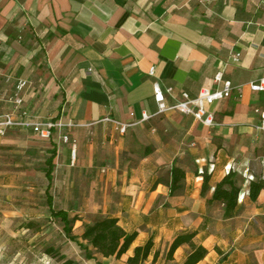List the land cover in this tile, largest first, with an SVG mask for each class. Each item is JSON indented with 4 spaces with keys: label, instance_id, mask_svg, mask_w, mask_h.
<instances>
[{
    "label": "crops",
    "instance_id": "obj_1",
    "mask_svg": "<svg viewBox=\"0 0 264 264\" xmlns=\"http://www.w3.org/2000/svg\"><path fill=\"white\" fill-rule=\"evenodd\" d=\"M236 53L239 64L232 61ZM153 66L162 89H174L169 103L180 101L182 92L195 98L202 89H217L215 76L223 72L233 92L206 105L215 125L167 112L121 136L103 121L128 122L132 113L138 119L156 111ZM7 76L28 81L21 107L27 119L73 124L55 129L50 139L19 128L0 137L2 154L22 147L23 154L44 153L45 163L56 152L53 174L66 172L70 188L57 202L55 178L49 193L46 187L50 218L60 221L57 211L76 217L73 231L80 235L89 217H113L128 234H138L121 258H87L60 221L68 244L83 257L53 249V261L65 256L71 264H128L152 239L151 255L141 264H183L190 245L168 259L171 243L195 232V244L209 251L198 264H264V191L257 201L249 197L251 182L264 175L258 112L264 92L250 88L264 77V0H0V119L14 110L15 84ZM63 135L71 142L63 143ZM174 164L186 175L171 195L160 174ZM204 170L211 173V189L202 197ZM230 171L242 193L238 214L224 219L222 208H209L207 201ZM21 250L12 248L1 264L42 261Z\"/></svg>",
    "mask_w": 264,
    "mask_h": 264
},
{
    "label": "rangeland",
    "instance_id": "obj_2",
    "mask_svg": "<svg viewBox=\"0 0 264 264\" xmlns=\"http://www.w3.org/2000/svg\"><path fill=\"white\" fill-rule=\"evenodd\" d=\"M22 152V147H14L10 153L3 152L5 154L0 151V259L7 256L12 248H22L21 254L25 251V255L31 258L42 257V261L38 260L36 264H67V257L53 261L55 259L48 256V251L53 249L65 251L67 256L76 259L83 257L77 247L68 244L60 221L51 219L48 214L45 200L48 185L45 178L46 155ZM4 155H9V158ZM65 175L66 172L62 174L60 170L54 175L53 194L57 202L59 192L70 188L64 185ZM160 175H165V171ZM20 224L25 225L23 230H18Z\"/></svg>",
    "mask_w": 264,
    "mask_h": 264
},
{
    "label": "trees",
    "instance_id": "obj_3",
    "mask_svg": "<svg viewBox=\"0 0 264 264\" xmlns=\"http://www.w3.org/2000/svg\"><path fill=\"white\" fill-rule=\"evenodd\" d=\"M152 150L148 148L144 154L147 155ZM56 157V152H50L47 157L45 165V176L49 180V185L47 186L46 193H49L53 184L54 179V159ZM196 173H199L198 170ZM186 175V170L181 166L176 164L170 170H167L161 179V183L164 181L166 185L170 188V193L175 194V192L181 187V182ZM203 177V185L201 190V196L205 197L210 191V181L211 173L208 170H204L201 174ZM168 181H165V178ZM236 174L230 171L215 187L213 196L207 201L209 208H222L223 218L229 219L233 218L238 214L239 208V198L241 196L242 190L237 185L235 181ZM264 191V181L257 180L250 184L249 197L254 202L257 201L260 194ZM47 202L51 203V197L47 195ZM54 213V212H53ZM55 216L60 219L63 223L64 233L66 237L76 242L79 247L84 250L87 258H92L93 255L99 254L104 258L117 257L121 258L125 255L132 244L134 243L137 232L128 234L122 226L119 224V220L113 217H89L88 221L84 224L82 228V233L75 234L73 231L74 224L77 220L76 217L70 218L69 215L63 211H57L54 213ZM196 236L195 232L185 233L178 235L171 243L168 259H173L176 250L184 245L189 244L192 251L187 256L183 264H198L203 261L208 255V249L203 245H197L194 242ZM82 239L83 242H80ZM84 241L88 245L84 244ZM154 247V242L150 239L145 245L137 247L134 250V255L130 257L127 261L128 264H141L151 255ZM50 255H56V252L48 251ZM155 255V259L157 258ZM65 256H62V260ZM71 264V262H67Z\"/></svg>",
    "mask_w": 264,
    "mask_h": 264
},
{
    "label": "built area",
    "instance_id": "obj_4",
    "mask_svg": "<svg viewBox=\"0 0 264 264\" xmlns=\"http://www.w3.org/2000/svg\"><path fill=\"white\" fill-rule=\"evenodd\" d=\"M232 61L235 64H239L241 61V54L236 53L232 56ZM149 76L151 77L153 85V97L156 103L157 109L154 113L150 114L143 112L138 119H134V113L131 114L133 120L123 122L118 119L107 117L103 121L113 124L114 130L121 136H124L130 128L136 124L145 123L151 120L155 116H162L167 112H175L182 115L192 116L196 121L200 122L204 126L212 127L215 125V116L207 111L206 105L213 104L216 101L230 98L233 92V84L230 80H227L223 76V72H219L215 76V81L218 84V88L215 90L202 89L197 97L193 98L187 92H182L180 101L169 103L168 99L172 96L174 89L168 87L165 90L160 86L157 78L155 77V67H151L149 70ZM7 82H13L15 84V93L12 98L14 104V110L11 113L5 114L0 119V137L7 135L10 129H30L42 139H50L55 129H62L65 127L73 126V124L64 122L63 120H30L26 118V113L21 111L23 105L22 92L28 86V81L24 78L6 77ZM250 88L254 92H264V77L256 82L250 84ZM261 116V128L264 129V110H258ZM63 143L71 142L68 135L62 136ZM72 149L75 151L76 143L73 142ZM264 181V175L260 178Z\"/></svg>",
    "mask_w": 264,
    "mask_h": 264
}]
</instances>
